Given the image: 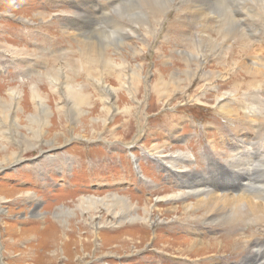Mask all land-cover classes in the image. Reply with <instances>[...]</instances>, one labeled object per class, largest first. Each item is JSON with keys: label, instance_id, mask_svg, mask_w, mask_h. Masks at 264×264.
<instances>
[{"label": "rangeland", "instance_id": "obj_1", "mask_svg": "<svg viewBox=\"0 0 264 264\" xmlns=\"http://www.w3.org/2000/svg\"><path fill=\"white\" fill-rule=\"evenodd\" d=\"M85 1L0 0V104H4L0 108H6L9 114L7 125L1 123L3 117L0 114V144L8 142L3 152L0 147V161L11 152L20 159L0 163V264H264V218H250L248 222L229 225L225 217L208 221L200 210H188L184 217L182 206L195 205V197L171 198L182 190L179 171L181 174L186 172L189 177L199 174V180L213 192L231 183L239 168H252L250 178L259 189H251L245 196L260 203L264 201V150L260 148V143L264 146V67L255 65L264 63V13L261 17L256 16L257 0L220 2L225 10L233 9L240 18L237 21L233 16L235 28L243 34L247 48L245 43L238 44L240 35L229 34L224 43L215 20L216 15L221 17L225 13V10H219L221 6L212 10V21L209 22V18L202 30L198 27L197 15L187 18L182 0H167L168 11L166 9L167 12L158 18L152 36L143 45L135 37H118L101 23L96 26L92 38L90 36L92 41L104 47L105 56H110L116 63L125 59L127 65L140 67V74L144 71L146 76L144 87L141 82L133 85L130 78L126 81H119L114 76L108 78L109 75L99 67H93V75L84 72L86 64L82 62V56L85 52L82 50L84 43L91 39L81 36L84 29L66 28L60 16L63 13L71 16L73 6ZM96 1L99 4L107 2ZM87 6L91 7L90 4ZM250 8L253 10L245 13ZM121 11L116 9V14L111 11L112 18L116 19ZM39 15L46 19L39 20ZM172 21L178 23L171 32L174 37H169L164 32V25ZM204 31L207 32L203 34ZM198 33L204 39L223 43L220 46L223 48L209 50L203 46L202 52L196 54L197 62L185 57L186 62L181 64V53L196 46ZM120 43L125 45L124 48ZM122 49L134 50L143 58H136ZM66 61L74 63L71 69L64 63ZM233 62H243L256 68L258 73L251 78L238 75V69L230 67ZM69 69L71 74H67ZM190 70L193 73L188 78L186 72ZM54 71L62 72V81L80 84L84 96L72 102V96L64 91V84L51 81L50 73ZM158 72H178L181 87L191 79L193 82L186 88L188 92L155 98L150 95V83L155 79L151 75ZM207 73H211L210 83L205 81ZM92 76L103 78L108 90L114 91V104L118 110L115 113L111 110L105 117L106 130L101 132L99 123L94 127L95 131H100L96 136L88 128L95 122L91 120L103 117L102 111L113 106L111 101H106L104 91ZM35 94L43 96L48 117L39 114L41 107L37 105L39 101ZM139 104L141 111L137 109ZM18 106L22 108L21 112L17 110ZM124 108L132 110L125 113ZM34 114L37 121L30 122V116ZM84 115L86 118L80 122L73 120ZM139 122L143 124L138 125ZM232 126L242 130L239 132ZM38 128L45 132L39 141L41 147L26 151L17 144L21 143L17 133L29 139L34 137L32 130ZM243 129H248L249 135ZM250 138H253V145L249 148V163L236 167L234 153L241 150H235L234 146L240 144L244 148ZM162 143L168 149L172 148L165 159H176L178 165L174 168L161 158L163 156H155V151H151ZM193 183L195 187L202 184L198 180ZM113 196L130 200L139 209L134 218L131 214V218L123 220L122 226L113 225L106 210ZM85 199L97 201L81 202ZM145 205L150 218L147 216L143 220ZM170 208H176V211L165 212ZM243 209L239 210L241 215L245 214ZM128 219L134 220L128 222ZM178 228L183 234L177 232ZM93 233L99 234L94 243L90 238ZM125 237L128 240L136 238L127 242ZM190 242L195 244L194 248L198 247L197 243H205L203 248L209 251V256L202 257L203 250L199 253L189 250V254L184 247ZM212 243L222 245L211 250ZM151 253L161 255L164 261L156 260Z\"/></svg>", "mask_w": 264, "mask_h": 264}, {"label": "bare ground", "instance_id": "obj_2", "mask_svg": "<svg viewBox=\"0 0 264 264\" xmlns=\"http://www.w3.org/2000/svg\"><path fill=\"white\" fill-rule=\"evenodd\" d=\"M184 1L183 7L186 8L187 11H185V13H187V18H190L194 15H197L196 18H199L198 21V27H202L201 29L204 30V26L207 24V22L212 21L211 15H213L214 13H212L215 11L216 7L219 8V10L223 11L225 10V8L221 5L220 2L225 1V0H182V2ZM229 1V0H228ZM167 0H107L106 4H99L97 3L96 0H87L85 2H82L81 4L78 5H74V13L71 16H65L66 13H63L60 17L62 18L61 20L64 21V25L66 26V28H70L71 30H73L72 28L81 30L84 29L83 34L81 35L82 37H87L88 39L90 38L91 34L95 31L96 26H100L99 24L101 23L106 30L108 29V31L110 32H114L118 35V37H122V38H128V37H135L138 42H140V44L142 43V45L152 36L154 28L156 26L157 20L158 18L161 16V14H163V12L165 11V13L168 11V3H166ZM255 2V1H254ZM172 3V2H171ZM90 4L91 7H88L87 5ZM248 5V4H246ZM245 5V7H246ZM256 7H258V13L256 14L257 17H261L264 13V0H257L256 1ZM240 6V5H239ZM116 9H118L119 11H121V13L119 12V16L116 17V19L112 18L111 15V11L114 12V14H116ZM167 9V11H166ZM256 9V8H255ZM210 10V12H209ZM233 10V9H232ZM232 10H230V12H228V10H225V13L223 16H217L215 17V20L217 21V23L219 24V31L221 32L220 36H223V40L224 43H226V40H228V35H236L238 37V35L241 36V38L238 40V44H242L245 43L246 44V48L248 47L247 42L243 36V34L240 32V30L236 29V20L233 18V16H236L235 12H232ZM241 10V9H240ZM253 9L250 8V10H246V12H251ZM240 12V11H239ZM238 13V12H237ZM220 14V13H219ZM205 15V16H203ZM230 15L232 16V18L230 17ZM246 15V14H245ZM241 16V15H240ZM255 16V17H256ZM49 17V16H48ZM39 20L44 21L45 19H43L44 17H42L41 15L38 16ZM210 18V20H208ZM247 18V17H246ZM252 18V17H251ZM237 21H240V18H238V16H236ZM253 19V18H252ZM164 20V19H163ZM190 20V19H188ZM195 20V19H194ZM208 20V21H207ZM254 20V19H253ZM169 21V20H168ZM192 21V20H191ZM81 23V24H80ZM86 23V26H85ZM178 22L177 21H172V22H168L166 26V28L164 29V32L167 33L169 35V37H174L172 35V29H174V27L176 26ZM80 24V25H79ZM160 24V23H159ZM166 24V23H164ZM194 24V23H193ZM192 24V25H193ZM241 24V22L239 23V25ZM260 24V23H259ZM195 25V24H194ZM213 25V24H212ZM251 25V24H250ZM217 26V25H216ZM65 28V29H66ZM197 28V27H196ZM215 28V27H214ZM218 28V27H217ZM238 28V27H237ZM244 28V26H243ZM160 29V27H159ZM195 29V28H194ZM206 29V28H205ZM253 29V28H252ZM256 29V28H255ZM103 30V29H102ZM99 31V30H98ZM97 31V32H98ZM104 31V30H103ZM199 31V30H196ZM260 31V30H259ZM64 34V31H62ZM107 32V31H106ZM156 32L157 30L155 29V36H156ZM207 31H204L203 34H205ZM251 32V31H250ZM254 32V31H253ZM201 33V32H200ZM97 34V33H96ZM246 34V33H245ZM251 34V33H250ZM258 34V33H257ZM66 35V33L64 34ZM68 35V34H67ZM93 35V34H92ZM100 35V34H99ZM111 35V34H110ZM199 35V33L197 34ZM202 35V33H201ZM201 35L195 37V43L196 46L191 50H189V52H186L184 54L181 53L179 62L181 64H183V62H186L185 57H189V61L191 58V62H197L199 60V57L196 55L197 53L202 52V47L206 46L209 50H215L216 47H219L221 45H223V43H216L215 41H212V39L210 38H202ZM101 36V35H100ZM159 36V35H158ZM252 36V35H251ZM258 36V35H257ZM98 37V36H97ZM112 37V36H111ZM110 37V38H111ZM246 37V36H245ZM249 37V36H248ZM255 37V36H254ZM80 38V37H78ZM92 38V36H91ZM90 38V39H91ZM96 38V37H95ZM108 38V37H107ZM176 38V37H175ZM187 38V37H186ZM247 38V37H246ZM77 40V38H76ZM154 40V39H153ZM152 40V41H153ZM186 40V39H185ZM192 40V39H191ZM194 40V39H193ZM105 41V40H104ZM249 42V41H248ZM84 43V42H83ZM82 43V44H83ZM108 43V42H107ZM111 43V42H110ZM124 43V42H123ZM121 44V43H120ZM162 45H166L165 42L161 43ZM177 44V39L174 45ZM193 44V43H192ZM84 50H82L84 53V56H82V62L84 61L86 64V67H84V72L86 74H90L93 75V73H95V70L93 69V67H99L101 69V71L103 73H106L108 78L111 76H114V78H117L119 81L120 79L122 81H126V78H130V83H142V86L144 87V81L143 79L146 78V76L144 75V71H142V75L140 74L141 68L140 67H132L127 65L123 60L116 63L115 61H113L110 56H105L104 51V47L98 46L97 43L93 42L92 39L91 41H86V43H84ZM127 45V44H126ZM122 48H124L125 45H120ZM145 46V45H144ZM228 46V45H227ZM77 47V46H76ZM179 47V46H178ZM226 47V46H225ZM110 48V47H109ZM115 48V47H114ZM142 49V47H140ZM223 46L220 48L222 49ZM259 48V47H258ZM261 48V47H260ZM259 48V49H260ZM80 49V48H79ZM82 49V48H81ZM117 49V48H115ZM135 49V48H134ZM234 49V48H233ZM7 50H9V48H7ZM123 50V49H122ZM146 50V49H145ZM125 51V50H123ZM159 51V50H158ZM221 51V50H220ZM223 51V50H222ZM81 52V51H80ZM79 52V53H80ZM125 52H127V54H131L133 56H135L136 58H143V55L141 56L140 54H138V52L134 51V50H126ZM143 53V51H142ZM221 53V52H220ZM24 54V53H22ZM158 55H160L159 53H157ZM224 54V52H223ZM200 55V54H199ZM215 55V54H214ZM232 55V54H231ZM245 55V54H244ZM80 56V55H79ZM33 57V56H32ZM134 57V58H135ZM223 57V56H222ZM246 57V56H245ZM218 58V57H217ZM234 58V57H233ZM63 59V58H62ZM80 59V57H79ZM217 60V59H216ZM234 60V59H231ZM245 60V59H244ZM29 61V60H28ZM39 61V60H38ZM41 61V60H40ZM56 61V60H55ZM62 62V61H61ZM254 62V61H253ZM66 64V66H68L70 69L73 66V64L71 62H64ZM63 63V65H64ZM189 63V62H187ZM228 63V61H227ZM261 63V62H260ZM259 62L255 65H260L261 67H264V63L260 64ZM55 64V63H54ZM204 64V63H203ZM38 65V64H37ZM199 65V64H198ZM234 66L235 69H238L237 74L238 75H245V76H249L250 78L253 77V74L256 76V73H258L255 69H252L251 67H249L248 65H245V63L243 62H233L232 64H230V67ZM254 65V64H253ZM184 66V65H183ZM252 66V65H251ZM259 66V69H260ZM58 67V66H57ZM258 67V66H257ZM36 68V67H35ZM38 68V67H37ZM209 68V66H208ZM207 70H210L208 69ZM254 68V66H253ZM70 69L67 72V74H71L70 73ZM212 69V68H211ZM56 70V69H55ZM62 70V69H61ZM129 70V74L127 75V71ZM187 70V69H186ZM228 70V69H227ZM196 71V70H195ZM64 72V70L62 71ZM61 71L56 72H52L50 73V79L52 82L57 83L58 85H63L64 86V91H67V93L69 95L72 96L71 101L72 102H76L77 99L82 98V96H84L82 94L83 92V87L76 83V82H68V81H62V79H60ZM97 72V71H96ZM99 72V71H98ZM156 72V71H155ZM146 73V72H145ZM184 73V72H183ZM188 74V78L189 76L193 73V71H187L186 72ZM223 73V72H222ZM264 73V72H263ZM30 74V73H29ZM105 74V75H106ZM195 74V72H194ZM208 75L205 74V81H208V83L212 82L209 81L212 78L210 77V74L207 73ZM213 74V73H212ZM260 74V73H259ZM262 74V73H261ZM150 75V74H149ZM201 75V74H200ZM217 75V74H216ZM155 76L154 81H151V87H150V95H153L155 98H159V97H163V95L166 94V97L169 98V96H171L170 94L173 93H177V92H181L180 94H183L184 91L188 92V90L186 88H188L191 83L193 81H187V84L183 87H181L179 85V82H182V80L180 79V74H178V72H168V74H163V73H154L151 75V78ZM196 76V75H195ZM199 76V75H198ZM213 76V75H212ZM63 77V76H62ZM75 77V76H74ZM220 77V76H219ZM69 78V77H68ZM215 78V77H214ZM93 81L100 87L101 86V90L104 91L105 93V99L107 102L111 101V104L113 107H107L105 108L102 112L104 113L102 116L103 117H99L96 118L94 120L91 121H95L94 123L91 122L90 127L88 126V128H90L89 130H91V132H93V136H96L99 134V132L94 130V127L99 123L100 124V128H101V132L102 130H106L108 125L105 121V117L107 116V114H109V112L111 110H113V112H117V107L114 104V98H115V94L114 91L112 90H108V88L106 87V85H104L103 83V78H94L92 76ZM90 79V80H92ZM148 79V78H147ZM198 79V78H197ZM48 80V79H47ZM143 81V82H142ZM149 81V80H148ZM49 82V81H48ZM93 82V83H94ZM123 84V83H122ZM176 84V85H175ZM50 85V84H49ZM86 85V84H85ZM95 85V84H94ZM126 85V84H125ZM175 85V86H174ZM96 86V85H95ZM174 86V87H173ZM34 87V86H33ZM54 87V86H53ZM147 87V86H146ZM196 87V86H195ZM257 87V86H256ZM92 88V87H91ZM90 88V89H91ZM237 88V87H236ZM203 89V88H202ZM200 90V89H199ZM259 90V89H258ZM32 91V90H31ZM149 91V90H148ZM194 91V90H193ZM146 92V91H145ZM204 92V91H203ZM217 92V91H216ZM19 93V92H18ZM98 93V92H96ZM103 93V94H104ZM195 93V92H194ZM55 94V93H54ZM129 94V93H128ZM131 94V92H130ZM134 94V93H133ZM203 94V93H202ZM231 94V93H230ZM229 94V95H230ZM136 95V94H134ZM147 95V94H146ZM149 95V94H148ZM147 95V96H148ZM175 95V94H174ZM179 95V94H178ZM9 96V95H8ZM246 96V95H245ZM249 95H247L248 97ZM10 97V96H9ZM38 98L39 101V105L38 107H41V111L39 112V114H43V118L48 117L49 115V110L47 109L45 103L43 102V96L40 94H35V98ZM184 97V96H183ZM187 97V96H186ZM229 97V96H228ZM231 97V95H230ZM16 98V97H15ZM34 98V97H33ZM100 98V97H99ZM180 98V97H179ZM219 98V96L217 97ZM245 98V97H244ZM13 99V98H12ZM252 99V98H251ZM9 100V99H8ZM70 100V99H69ZM192 100V99H191ZM222 100V98H221ZM225 100V99H224ZM262 100V99H261ZM18 97H17V102H18ZM105 101V100H104ZM182 101V100H181ZM219 103V99L216 100ZM11 102V99H10ZM32 102V101H31ZM82 102V101H81ZM198 103V101H196ZM256 102V101H255ZM80 103V102H79ZM101 103V102H100ZM105 103V102H104ZM144 103V102H143ZM187 103V102H186ZM215 103V101H214ZM220 104V103H219ZM243 104V103H242ZM4 104H0V106H3ZM133 105V104H132ZM143 105V104H142ZM141 104L138 105V110H142ZM162 106V105H160ZM249 106V105H248ZM11 107V104H10ZM36 107V106H35ZM38 107H36L35 109H37ZM104 107V106H103ZM109 108V109H108ZM144 108V107H143ZM223 107H221L222 109ZM125 109V108H124ZM250 109V108H249ZM17 110L19 112L22 111V108L18 106ZM131 108H126L123 112L125 113H129L131 112ZM136 110V108H135ZM165 110V108H164ZM223 110V109H222ZM228 110V109H227ZM231 110V109H230ZM248 110V109H247ZM226 111V108H225ZM263 111V110H262ZM13 112V111H12ZM60 112V111H59ZM228 112V111H227ZM37 113V112H36ZM0 114L2 120L1 123L4 125L6 124L7 118L9 120V114H8V110L4 107L0 108ZM52 114V113H51ZM111 114V113H110ZM230 115V114H229ZM232 115V114H231ZM11 116V115H10ZM71 116V115H70ZM72 117V116H71ZM13 118V117H12ZM42 118V117H41ZM73 118V117H72ZM82 118H86V116H81V117H74L73 120H78L77 122H80ZM219 118V117H218ZM15 119V118H14ZM31 121L30 122H34L37 121V115L34 114L32 116H30ZM129 119V118H128ZM155 119V117L153 118ZM251 119V118H250ZM4 120V121H3ZM143 121V120H142ZM16 122V121H15ZM74 122V121H73ZM14 123V122H13ZM70 124V123H69ZM141 124L140 122L138 123V125ZM143 124V123H142ZM141 124V125H142ZM145 124V123H144ZM7 125V124H6ZM17 125L15 124V127ZM70 126V125H69ZM1 127V126H0ZM234 127V126H232ZM143 128V127H142ZM237 131H241L242 128H240V130L237 127H234ZM137 129V128H136ZM30 130V129H29ZM147 130V129H146ZM229 130V129H228ZM232 130V128H231ZM245 130V132L247 133V135H249L250 131H248V129H243ZM3 131V130H2ZM5 132V131H4ZM13 132H15L13 130ZM108 132V131H107ZM134 132V131H133ZM140 132V131H139ZM145 132V131H144ZM148 132V131H147ZM233 132V131H232ZM7 133V132H6ZM5 133V134H6ZM9 133V132H8ZM34 137L33 138H26L23 137L22 134L17 133V136L21 138V143H17L19 146H23L24 149L27 150H34L37 149L39 147H41L39 141L41 140V136L45 134V132L42 131V128H38L37 131H33L31 132ZM149 133V132H148ZM235 133V132H234ZM244 133V132H243ZM138 134V133H137ZM140 134V133H139ZM138 134V135H139ZM142 134V133H141ZM114 135V134H113ZM1 136V134H0ZM57 136V135H56ZM64 136V134H63ZM148 137V136H147ZM98 138V137H97ZM115 138V137H114ZM5 139V138H4ZM104 139V138H103ZM32 140L34 142V144L32 143ZM97 140V139H96ZM249 140V139H248ZM135 141V140H134ZM251 141H253V138H250V142L247 141L246 147H242V145L237 144L236 146H234L235 150L239 149L241 150L240 152H235L234 154H236L235 158L233 159L232 157L231 160H234V163L236 165V167L242 166L243 164H247L249 163V148H252V143ZM42 142V141H41ZM54 143L57 144L56 141H53ZM255 142V141H254ZM8 142L5 141V143L0 144V147H2V152L7 149L6 148V144ZM251 143V144H250ZM263 143V141H262ZM134 144V143H133ZM164 143H162L161 145L155 146L153 148V150L151 151H155L154 155L155 156H163L161 158L166 157L167 153H170L171 149H168L166 145H163ZM49 145H51L49 143ZM245 145V144H244ZM258 145V144H257ZM17 146V147H19ZM251 146V147H250ZM256 147V146H255ZM9 148V147H8ZM260 148L264 150V146L260 143ZM0 150V151H1ZM24 151V150H23ZM176 152V151H175ZM254 152V151H253ZM256 152V151H255ZM233 153V152H231ZM177 154V153H176ZM187 154V153H186ZM239 155V156H238ZM42 156V155H41ZM169 157V155H167ZM184 156V155H183ZM43 157V156H42ZM180 157V156H179ZM16 158V159H14ZM44 158V157H43ZM262 158V157H261ZM14 160V161H12ZM20 160L17 156L16 153L11 152V154L7 157L6 155L3 156V159L0 161L1 164H5L7 162H15ZM166 160V159H165ZM167 163L170 165L171 168H174V165L177 166L178 164L175 163L176 159L174 158H169V160H166ZM179 161V160H178ZM260 162V161H259ZM262 162V161H261ZM179 163V162H178ZM243 163V164H242ZM191 164V163H190ZM227 164V163H226ZM177 169L182 170V168L177 167ZM253 170L252 168H249L248 170L246 169H238L237 172L235 173V175L233 176V180L231 181V183H228V185H222L218 191H213L211 192V189L208 187V185H206L205 183H203L201 180H199V174H196L193 177H189L188 174L185 172V174H181V171L177 172L179 180L181 182V187L182 190L179 191L177 194L171 193V195H173L171 198L172 199H176V198H180L182 200L190 197L191 195L195 197V200L193 201L195 203V205H184L182 206V211H183V215L184 217H187V213L188 210H200L201 212L203 211L202 215H206L208 221H214L216 218L218 217H225L226 220H228L229 225L230 224H235V223H239V222H245L250 218H259V219H263L264 216H261L264 214V201L262 203H260L258 200H255V198H250V197H246L245 194L246 192H248L249 190H253V189H259L258 187L254 186L252 184V179L250 178L251 175L253 174ZM188 171V170H187ZM184 173V172H183ZM181 174V175H180ZM227 175V174H224ZM177 176V175H174ZM182 178H185L186 180H183ZM194 180H198L199 182H201V187H195L193 181ZM260 186H263L262 184H260ZM159 190V189H158ZM173 190V189H171ZM262 191V190H261ZM165 191L162 193V195H164ZM261 193V192H260ZM24 195H29L28 193H24ZM168 195V194H167ZM257 195V194H256ZM161 197V196H160ZM252 197V196H251ZM28 198V197H26ZM162 198V197H161ZM34 199V198H33ZM93 199V198H92ZM107 199V198H106ZM105 199V201H106ZM98 200H102V199H98ZM112 203L111 205H108L106 207V210L108 212V214L112 217L110 221H112L111 223L113 225L117 224V226H122L123 220L127 219V218H131V214L133 215L134 218V213L136 211H138V207L137 205H134L130 200H127L123 197L120 196H113L111 198ZM161 200V199H160ZM168 200V198H167ZM97 200H91V199H85L81 202H95ZM108 201V199H107ZM106 201V205L108 204ZM169 202V201H168ZM105 203V202H104ZM158 203H162L160 201H158ZM80 205H82V203H80ZM154 208V207H153ZM169 208V207H168ZM244 208L245 209V214L241 215V213L239 212L240 209ZM111 209V210H110ZM138 209V210H137ZM141 209V208H140ZM156 209V208H155ZM243 209V210H244ZM123 210V214L120 215V212ZM175 212L176 208H170L167 209V211L165 212ZM144 212V216L143 220L145 217L148 216V218H150L149 213L147 212V206H144V209L142 210ZM150 211V210H149ZM152 211V210H151ZM163 211H161L162 213ZM160 213V212H159ZM209 214H214V216H210L208 217ZM129 216V217H126ZM170 216V215H169ZM196 219V218H195ZM134 219H128V222H132ZM139 221V220H138ZM224 221V220H223ZM153 222V221H152ZM248 222V221H247ZM257 222V221H255ZM221 223V222H220ZM227 223V222H226ZM134 224V223H132ZM145 224V223H143ZM227 225V224H226ZM149 226V225H148ZM130 226H128L129 228ZM140 227V226H139ZM145 228V227H143ZM134 229V228H133ZM173 230V229H172ZM228 230V229H227ZM177 232H179V234H183L182 230L180 228L177 229ZM94 235V233H93ZM99 234H95L93 236V238L90 235V238L92 239V242L94 243L95 239H98ZM133 238L136 237H132V238H126L125 240L127 242H132ZM138 238V237H137ZM187 240H192L188 237H184ZM64 239V238H63ZM51 240V239H50ZM67 240V238L65 239ZM89 240V239H88ZM219 240V239H218ZM213 241V240H212ZM219 242V241H218ZM234 242V241H233ZM91 243V242H90ZM84 244V242H83ZM190 245H188V247H184L187 248V252L189 254H191L190 252H198L199 250H203V256L202 257H208L209 256V251L205 250L203 248L204 244L202 243H197L198 247H195L193 245H195L193 242L189 243ZM94 244H92L91 247ZM222 245L221 243H212L210 245L211 250L215 247H218ZM191 246V247H190ZM193 246V247H192ZM52 247V246H51ZM97 248V247H96ZM71 249V248H70ZM157 250V249H156ZM155 250V251H156ZM183 250V249H182ZM190 250V252H189ZM97 251V250H96ZM137 251V250H134ZM154 251V252H155ZM201 252V251H200ZM257 252V251H256ZM129 253H132L129 251ZM198 253H196L195 255H198ZM53 254V253H52ZM108 254V253H107ZM127 254V253H125ZM137 253H133V255H135ZM152 254V253H151ZM42 255V254H41ZM112 255V254H111ZM258 255V254H257ZM46 256V255H45ZM128 256V255H127ZM180 256V255H179ZM184 256V255H183ZM199 256V255H198ZM253 256V255H252ZM52 257V256H51ZM152 257L155 258L156 260L163 262L164 261V257H162L161 255L158 254H152ZM200 257V256H199ZM200 257V258H202ZM104 259L106 257H103ZM183 258V257H182ZM55 259V258H54ZM101 259V258H100ZM263 260V259H262ZM152 262V261H150ZM258 262V260H257ZM251 263V262H249ZM153 264V263H151Z\"/></svg>", "mask_w": 264, "mask_h": 264}]
</instances>
